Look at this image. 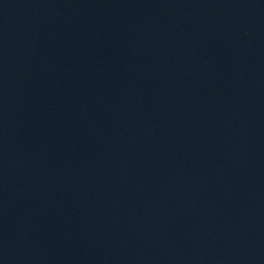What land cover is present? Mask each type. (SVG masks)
<instances>
[{
    "label": "water",
    "instance_id": "water-1",
    "mask_svg": "<svg viewBox=\"0 0 264 264\" xmlns=\"http://www.w3.org/2000/svg\"><path fill=\"white\" fill-rule=\"evenodd\" d=\"M0 264H264V0H0Z\"/></svg>",
    "mask_w": 264,
    "mask_h": 264
}]
</instances>
